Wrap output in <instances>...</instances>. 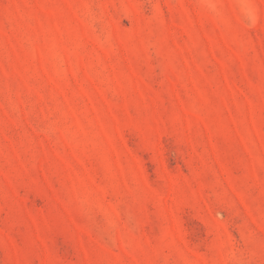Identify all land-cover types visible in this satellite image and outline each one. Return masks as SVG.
<instances>
[{"label": "rangeland", "instance_id": "obj_1", "mask_svg": "<svg viewBox=\"0 0 264 264\" xmlns=\"http://www.w3.org/2000/svg\"><path fill=\"white\" fill-rule=\"evenodd\" d=\"M0 264H264V0H0Z\"/></svg>", "mask_w": 264, "mask_h": 264}]
</instances>
